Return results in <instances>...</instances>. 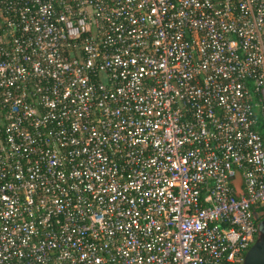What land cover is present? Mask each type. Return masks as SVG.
<instances>
[{
    "label": "built area",
    "instance_id": "1",
    "mask_svg": "<svg viewBox=\"0 0 264 264\" xmlns=\"http://www.w3.org/2000/svg\"><path fill=\"white\" fill-rule=\"evenodd\" d=\"M255 216L264 0H0V264H243Z\"/></svg>",
    "mask_w": 264,
    "mask_h": 264
},
{
    "label": "water",
    "instance_id": "2",
    "mask_svg": "<svg viewBox=\"0 0 264 264\" xmlns=\"http://www.w3.org/2000/svg\"><path fill=\"white\" fill-rule=\"evenodd\" d=\"M258 229V238L246 253L243 264H264V219L259 222Z\"/></svg>",
    "mask_w": 264,
    "mask_h": 264
},
{
    "label": "trees",
    "instance_id": "3",
    "mask_svg": "<svg viewBox=\"0 0 264 264\" xmlns=\"http://www.w3.org/2000/svg\"><path fill=\"white\" fill-rule=\"evenodd\" d=\"M258 119L260 120L259 123H262V120H261L260 116H258ZM262 133H263V132H262ZM255 220H256L257 222H260V221H261L259 216H255Z\"/></svg>",
    "mask_w": 264,
    "mask_h": 264
},
{
    "label": "rangeland",
    "instance_id": "4",
    "mask_svg": "<svg viewBox=\"0 0 264 264\" xmlns=\"http://www.w3.org/2000/svg\"><path fill=\"white\" fill-rule=\"evenodd\" d=\"M258 209V208H257Z\"/></svg>",
    "mask_w": 264,
    "mask_h": 264
}]
</instances>
